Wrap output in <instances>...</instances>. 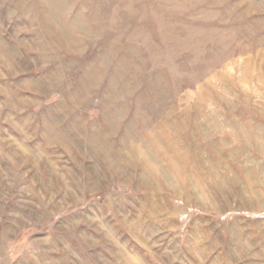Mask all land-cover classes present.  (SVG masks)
<instances>
[{"label":"rangeland","instance_id":"1","mask_svg":"<svg viewBox=\"0 0 264 264\" xmlns=\"http://www.w3.org/2000/svg\"><path fill=\"white\" fill-rule=\"evenodd\" d=\"M0 264H264V0H0Z\"/></svg>","mask_w":264,"mask_h":264}]
</instances>
